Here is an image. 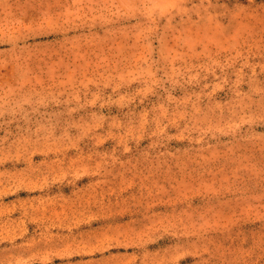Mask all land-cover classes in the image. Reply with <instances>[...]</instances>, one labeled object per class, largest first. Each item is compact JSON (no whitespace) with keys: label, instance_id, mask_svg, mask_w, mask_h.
<instances>
[{"label":"rangeland","instance_id":"1","mask_svg":"<svg viewBox=\"0 0 264 264\" xmlns=\"http://www.w3.org/2000/svg\"><path fill=\"white\" fill-rule=\"evenodd\" d=\"M109 254L264 264V0H0V264Z\"/></svg>","mask_w":264,"mask_h":264},{"label":"crops","instance_id":"2","mask_svg":"<svg viewBox=\"0 0 264 264\" xmlns=\"http://www.w3.org/2000/svg\"><path fill=\"white\" fill-rule=\"evenodd\" d=\"M115 258H118V255L116 256L115 254H109L108 255V264H112ZM119 258L122 260L123 255H120Z\"/></svg>","mask_w":264,"mask_h":264}]
</instances>
